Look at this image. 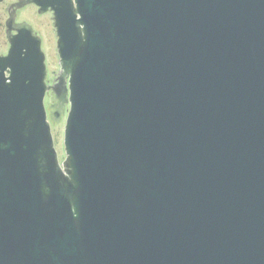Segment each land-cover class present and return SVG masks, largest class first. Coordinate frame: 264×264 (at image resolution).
Returning <instances> with one entry per match:
<instances>
[{
  "label": "water",
  "instance_id": "water-1",
  "mask_svg": "<svg viewBox=\"0 0 264 264\" xmlns=\"http://www.w3.org/2000/svg\"><path fill=\"white\" fill-rule=\"evenodd\" d=\"M31 3L54 13L66 157L20 24L0 55V264H264V0Z\"/></svg>",
  "mask_w": 264,
  "mask_h": 264
},
{
  "label": "flooded vegetation",
  "instance_id": "flooded-vegetation-1",
  "mask_svg": "<svg viewBox=\"0 0 264 264\" xmlns=\"http://www.w3.org/2000/svg\"><path fill=\"white\" fill-rule=\"evenodd\" d=\"M20 1L21 0H3L0 3V43H3L7 47L5 51H0V55L8 54L10 43H12L11 38L18 34L16 30L18 25L26 23L33 29L34 34L40 38L42 50L46 58V66L50 58H54V60L57 59V62H59L60 65V56L58 52L59 37L57 28L55 26L53 11L48 10L45 13H40V8L33 3L22 6L21 8H17L15 5ZM29 8H33L36 11L37 16L42 19L36 20L35 23H31L24 16L25 10ZM60 74L61 70L55 72L49 71L47 68V85L49 87V90L46 93L45 99L47 98V96H51L53 99L49 101L47 105L45 104V107L48 120H50L51 122H54V107L57 105L59 106L53 88L56 87ZM68 111L69 104H63L61 108L60 119L63 117L67 118Z\"/></svg>",
  "mask_w": 264,
  "mask_h": 264
},
{
  "label": "rangeland",
  "instance_id": "rangeland-1",
  "mask_svg": "<svg viewBox=\"0 0 264 264\" xmlns=\"http://www.w3.org/2000/svg\"><path fill=\"white\" fill-rule=\"evenodd\" d=\"M24 16L31 23H35L36 20L42 19L37 16L36 11L33 8H29L25 10ZM5 49H7V47L3 43H0V51L3 52L5 51ZM59 66L60 65H59V62H57V59L54 60V58H50L47 62V68L49 71L58 72L60 70ZM52 99L53 98L51 96L49 97L47 96V98L45 99V104L47 105L49 101H51ZM49 122L51 125L54 145H55L56 151L59 156V161L60 163H62L66 157L65 151H64V129H65V124H66V117L61 118L58 122H55V121L51 122L50 120Z\"/></svg>",
  "mask_w": 264,
  "mask_h": 264
}]
</instances>
